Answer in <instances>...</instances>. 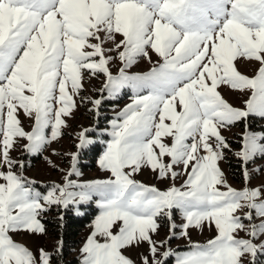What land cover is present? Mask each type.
I'll list each match as a JSON object with an SVG mask.
<instances>
[{"label":"snow or ice","instance_id":"1","mask_svg":"<svg viewBox=\"0 0 264 264\" xmlns=\"http://www.w3.org/2000/svg\"><path fill=\"white\" fill-rule=\"evenodd\" d=\"M150 52L162 62L147 73H129L139 59L151 62ZM239 58L259 63L257 74H242ZM117 59L122 66L114 75L110 64ZM85 73L104 76L100 92L109 98L133 91L132 103L111 121V140L98 161L110 176L71 179L80 175L74 153L65 183L41 192L10 152L25 140L23 148L39 154L63 134ZM221 86L250 92L244 108L230 104ZM102 99L89 102L98 111ZM20 110L34 120L32 131L23 128ZM249 117L264 119V0H0V264H51L52 253L40 249L37 257L13 234H43L44 213L75 206L82 214L79 206L93 197L101 211L80 264H135L123 250L143 243L149 246L143 264H165L173 256L175 264H257L264 255V188L247 186V165L264 158V132L249 130ZM240 122L245 131L235 155L245 165L246 186L238 190L227 184L219 162L231 151L222 130ZM88 131L80 133L78 149L94 142ZM145 167L172 186L160 190L134 179ZM162 219L168 239L177 227L189 240L190 228L214 226L217 234L179 254L167 240L152 238ZM241 231L249 238H238Z\"/></svg>","mask_w":264,"mask_h":264},{"label":"rangeland","instance_id":"2","mask_svg":"<svg viewBox=\"0 0 264 264\" xmlns=\"http://www.w3.org/2000/svg\"><path fill=\"white\" fill-rule=\"evenodd\" d=\"M119 39H122V37L117 35V40ZM106 46L111 47V44ZM150 55L152 58L151 62L147 59L141 58L136 64L128 69L129 73H147L153 66L156 65L158 61L162 62L154 52H150ZM121 66L122 65L118 59L114 60L113 63L110 64L112 73L114 75L118 74ZM236 66L242 74L249 77L255 76L258 68L260 67L259 63L249 62L244 58H239L236 61ZM104 83L105 78L103 75L97 78L89 76L85 73L84 89L80 96L75 97L76 107L70 116L64 117L67 122V127H62L61 131L63 134L57 140H54L47 145L41 153L29 154L23 148V145L27 143L25 140H19V142L11 150V157L15 160L22 161L24 164V167L22 169H18V171L29 180L35 181L36 184L34 187L41 192H46V186L53 183L61 185L65 183L64 177L72 168V154L74 153H79L76 167L80 172V175H73L70 177L71 179L78 183H85L109 178L110 173L102 170L98 161L106 149V142L111 140V136L109 135V132L111 131V121L115 119L118 113H120L128 104L132 103L133 91L130 88H125L115 98H109L107 92H100ZM219 91L230 104L238 108H244V102L251 95L250 92L240 93L238 91H234L228 86H221ZM102 96V103L97 111L94 105L89 102V99H101ZM81 97H84L85 99L82 101ZM177 110H179V108ZM18 115L25 131H32L34 120L26 116L22 110L19 111ZM247 124L249 130L251 131L264 132V119L249 117ZM85 129L89 130L85 133L87 138L94 142L89 144L87 147L78 149L77 145L80 143V133ZM244 131V122H240L234 126L223 129L221 133L229 142L231 151H225V159L219 162V166L224 173L227 184L238 190L243 189L246 186L244 175L245 165L241 161L243 182L235 181L230 173L227 157L233 158L236 161L240 160L235 153L241 150L240 140ZM46 132L50 135L51 128L47 129ZM165 142L171 144V137L165 138ZM165 160L167 161V158H165ZM256 169H260V171L257 172ZM4 170L6 171L7 169ZM247 170L249 173L247 186L250 188H264V158H257L254 162H250L247 165ZM176 171L180 172L181 168H177ZM134 179L145 185H154L160 190L168 189L173 183V181L168 179H159L157 174L147 167L142 168L141 171L134 176ZM185 179L186 176L182 174L177 177L174 183L177 187H180L184 183ZM97 199L98 197H93L92 202L80 205L79 212L82 214H77L75 206H70L68 208L71 209L76 216H91L90 223L85 227L82 233L83 241L75 252V255L80 261L81 249L91 235L93 231V222L101 211L95 202ZM246 211L247 209L239 211L238 215L243 216ZM45 217L46 213L43 214L41 222ZM173 219L178 226L184 223L182 215L177 210H174ZM255 222L259 224L260 220L257 219ZM159 223L161 224V227L152 238L156 241L167 240V247L179 254L189 251L190 244L192 242L205 244L207 241L213 239L217 234L214 226L209 228L205 225L202 230L190 228L188 230L190 236L189 240L180 234L181 229L177 227L175 230L176 235L172 236L171 239H168L170 236L168 221L162 219ZM245 223H247V221H245ZM13 238L17 242L27 246L37 255V257L39 256L40 249H44L46 252L54 254L57 251L58 245H60V241L49 236L46 230L43 234H32L27 231H21L14 233ZM238 238L248 239L249 237L245 234V232L241 231L239 232ZM97 239L103 243V238L97 237ZM259 242L260 241L258 240L257 243ZM165 250V247L160 248L161 253ZM123 253L125 256L132 259L135 264H143V257L149 255V246L147 243H143L139 247L133 246L125 249L123 250ZM51 264H54L53 259ZM165 264H175V257H170L167 261H165ZM245 264H249V261L245 260ZM257 264H264V255H258Z\"/></svg>","mask_w":264,"mask_h":264},{"label":"trees","instance_id":"3","mask_svg":"<svg viewBox=\"0 0 264 264\" xmlns=\"http://www.w3.org/2000/svg\"><path fill=\"white\" fill-rule=\"evenodd\" d=\"M232 178L235 181L243 182L242 162L227 157ZM236 161V163H235ZM63 216V220H61ZM91 216H76L71 209H57L46 212V217L42 219L47 234L62 241L59 254H53L54 264H79L80 260L75 255L77 248L81 245L82 233L90 223Z\"/></svg>","mask_w":264,"mask_h":264}]
</instances>
